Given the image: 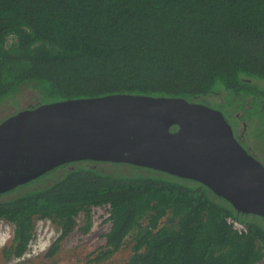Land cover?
<instances>
[{
    "label": "trees",
    "instance_id": "16d2710c",
    "mask_svg": "<svg viewBox=\"0 0 264 264\" xmlns=\"http://www.w3.org/2000/svg\"><path fill=\"white\" fill-rule=\"evenodd\" d=\"M25 89L36 93L25 108L109 94L215 106L252 152L253 141L264 147V0H0V104ZM107 205L105 245L89 264L128 237L131 255L113 264H264L263 217L236 212L195 180L93 161L0 194V218L14 225L1 253L22 255L37 219L64 237L80 212Z\"/></svg>",
    "mask_w": 264,
    "mask_h": 264
},
{
    "label": "water",
    "instance_id": "95a60500",
    "mask_svg": "<svg viewBox=\"0 0 264 264\" xmlns=\"http://www.w3.org/2000/svg\"><path fill=\"white\" fill-rule=\"evenodd\" d=\"M126 163L198 181L264 218V165L218 109L180 97L109 94L22 109L0 122V194L65 163Z\"/></svg>",
    "mask_w": 264,
    "mask_h": 264
},
{
    "label": "rangeland",
    "instance_id": "374dc122",
    "mask_svg": "<svg viewBox=\"0 0 264 264\" xmlns=\"http://www.w3.org/2000/svg\"><path fill=\"white\" fill-rule=\"evenodd\" d=\"M36 100V93L30 90H23L13 99H9L0 104V120L6 118L11 113L30 106ZM218 109L215 106H210ZM223 109V108H222ZM219 110V109H218ZM235 133L234 125H232ZM239 140V139H238ZM239 142L246 148V138ZM248 151L264 165V147L260 141L250 143ZM106 207H92L89 215L80 212L75 218L74 228L66 236H61V230L55 226L48 218L35 220L33 236L28 242L24 253L19 257H11L5 260L2 255V248L11 243L14 234V225L3 219L0 222V264H89L105 245L104 234L109 229L108 217L106 218ZM89 223V229L85 226ZM59 239V240H58ZM58 240V250L51 256H46V251ZM131 238H127L123 246L110 257L100 262L90 264H113L128 259L131 255Z\"/></svg>",
    "mask_w": 264,
    "mask_h": 264
},
{
    "label": "built area",
    "instance_id": "2783aa9c",
    "mask_svg": "<svg viewBox=\"0 0 264 264\" xmlns=\"http://www.w3.org/2000/svg\"><path fill=\"white\" fill-rule=\"evenodd\" d=\"M103 207H106L107 208V210H106V218L107 217H109V210H108V208H109V206L107 205V206H103ZM3 221V219L2 218H0V222H2ZM109 221V220H108ZM227 222L228 223H230V224H232V227L235 229V230H237V231H239V232H244L246 229H245V227H244V225L243 224H241L240 222H238L237 220H234V219H231V218H228L227 219ZM109 227H110V222H109ZM30 246V245H29ZM28 246V247H29Z\"/></svg>",
    "mask_w": 264,
    "mask_h": 264
},
{
    "label": "flooded vegetation",
    "instance_id": "af4514ba",
    "mask_svg": "<svg viewBox=\"0 0 264 264\" xmlns=\"http://www.w3.org/2000/svg\"><path fill=\"white\" fill-rule=\"evenodd\" d=\"M240 124L239 123H236V125L234 126V128H235V133L236 132H238L239 133V135H240V137L241 136H244V134H243V132H242V130L240 129ZM235 135V134H234ZM9 245V244H8ZM6 246V245H5ZM51 247V246H50Z\"/></svg>",
    "mask_w": 264,
    "mask_h": 264
}]
</instances>
